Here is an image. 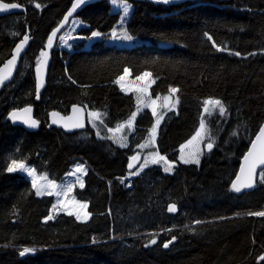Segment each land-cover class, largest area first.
Listing matches in <instances>:
<instances>
[{
    "label": "trees",
    "instance_id": "1",
    "mask_svg": "<svg viewBox=\"0 0 264 264\" xmlns=\"http://www.w3.org/2000/svg\"><path fill=\"white\" fill-rule=\"evenodd\" d=\"M1 1L25 10L0 17V65L24 35L30 43L13 78L0 89V264H264V216L249 215L264 212V169L252 191L231 190L240 160L264 120V10H255L254 0H209L213 5L202 11L203 20L191 24L148 15L151 6L163 11L168 6L125 0L131 11L124 30L133 39L112 44L106 39L120 13L108 0L90 4L71 19L88 25L78 29L81 39L73 49L60 50L56 41L50 51L46 83L36 100L40 54L72 0ZM205 20H213L215 39L238 28L235 46L247 49L256 42L259 52L247 66L225 63L199 39ZM94 31L101 37L85 47ZM159 42L171 46L161 48ZM125 68L131 77L150 74L151 97L179 90L175 109L160 113L154 143L150 133L156 116L119 86ZM206 99L220 100L225 114L219 108L206 113ZM75 104L100 114L97 128L89 120L86 130L74 133L47 126L53 113L66 116ZM25 106L40 122L37 131L7 120L11 110ZM130 120L126 145L109 139V129ZM201 120L205 142L213 147H203L199 163H181L179 149ZM148 152L176 162L171 172L157 162L130 175L145 164ZM132 156L139 163L129 170ZM12 160L53 183L83 164V187L74 184L71 193L87 204L89 218L81 221L63 212L46 221L54 197L37 196L25 174L8 172ZM169 204L176 205L175 213L168 212ZM25 247L36 251L21 257Z\"/></svg>",
    "mask_w": 264,
    "mask_h": 264
},
{
    "label": "rangeland",
    "instance_id": "2",
    "mask_svg": "<svg viewBox=\"0 0 264 264\" xmlns=\"http://www.w3.org/2000/svg\"><path fill=\"white\" fill-rule=\"evenodd\" d=\"M108 1L112 7V10L114 12L120 13V20H119L118 24L116 25V27L113 28L109 32V36L106 39V41L109 43H112V44L127 43V41L123 39V34L125 32L124 23H125V19H127V17L129 16V13L131 11V5L129 2H127L125 0H116L115 4L113 3V0H108ZM124 4L130 5L129 12H128V15L126 17L124 16V13H123V5ZM211 5H213L212 2H209L208 0H200V1H196V2H189V3H183V4L171 6L168 8V10H164V11L151 6L148 9V15H151L158 20L179 18V19H183L184 21H186L188 23L193 24L195 22H199V21L203 20L201 18L200 14L202 13V11L205 10V8L207 6H211ZM254 9L255 10H264V0H254ZM205 21H206V24L202 28L201 32L199 33V39L202 41V43L204 45H206L208 48L212 49L213 51H217V48L213 47V41L215 42V44L218 47L225 49L224 51H218L219 53H221L220 54L221 59L225 63L230 64V65L240 64L242 66H247L248 60L251 58V56L254 54H257L259 52L256 42L252 43L250 45V47H248L247 49H239L235 46V40H236L237 34L239 32V30H237L238 28H235V30L228 37H226L224 39H221V40L215 39V36H214L215 26L213 24V20H205ZM87 26L88 25L86 23L81 22L77 18L71 20L67 29L61 35H59V37L57 39L56 46L60 50H72L75 43L81 39V37L78 36V34H77L78 29L81 27H87ZM113 31H115V33H116V38H113V35H112ZM205 33H207L209 36H211L212 40H209L207 38V36L205 35ZM243 36L247 37L248 34L245 33ZM100 37H101V35L97 38L87 39L85 47H88L89 44L93 40L98 39ZM236 52H239L240 55L239 56L235 55L234 53H236ZM142 76H143V74H141L137 77H142ZM121 77H123V79L119 78V80H118V83H119L121 89L124 92H133L136 95V99H137V103H138L139 107H141V108L142 107H148L151 109L152 113H153V109L155 108V112H156V114H155V116H156L155 117V125H156V127H155L154 132L152 130L150 133V141L154 143L155 142L156 128L158 126L157 120L159 119V123L161 121L160 113L163 110L170 111V110L175 109V107H171L172 104L176 103L175 95L173 96L171 93H168L167 95L162 96V97H151L150 92H149V88L152 84V79L150 76L143 77L142 79H137V77H131L129 72L125 73V71H124V74ZM165 97H169V99L165 100ZM152 101H156V103L153 104ZM209 107L211 108L210 105H209ZM218 108L219 107H217V109ZM89 113L90 112L87 113V119L90 121V124L93 128H97V123H96L97 119H94V120L91 119L89 117ZM132 126H133V123L131 121V127H128V124H126V125H124L122 130H120L119 128L113 129V131L109 132L108 136L112 137V140L115 143H117L121 146L124 144L126 145L127 139H126V134H125V127L129 130V128H132ZM197 131H196V133H197ZM196 133L185 144H183L180 147L179 155H178V161L179 162L185 163L184 160L181 159V157H183L184 159H189V160L192 158H198V160L200 159V156L202 155V149L208 143L205 142L206 134L202 135L201 137H197L195 140H193V137L196 136ZM189 141H191V143H189ZM151 142H149V143H151ZM142 147H144V146L142 145ZM159 156H163V155H160L157 152H148L145 154V156L143 158V163H146V160L150 161L151 159H157L158 162L162 163L163 169H165L166 167L171 165V170H172V168L176 164V162L170 161L165 156H163L164 160H159L158 159ZM136 159L138 160V163H139V157L138 156H136ZM165 161L167 163H165ZM189 163H191V162H189ZM140 165H142V164L137 165L138 168L134 172L139 173L140 171H142L145 168L144 167L143 169H141ZM77 166H82L83 171L77 172L76 171ZM171 170L168 172H171ZM16 171L25 174L31 181H33V179H35L37 182V186L41 188L42 195L43 194L52 195L54 197V203H53L52 208H51V215L53 217L55 215H57L59 213H63V212L68 214L69 211H72L74 213L73 215L75 217H76V215H75L76 212H79L81 214V216L83 215L84 212H87V208L80 209L78 207V204H86V203L83 201L77 200L73 196V194L71 193V190H69V188L72 189L74 184H78V185L82 184V180H83L84 174L86 172V168L83 164L77 163V164L73 165L63 180H61L60 182L54 183L55 185H57L56 188H51L49 186L50 181L44 180L41 176H39L35 172L32 176H30V175H28L27 172H24L22 170L17 169ZM51 183H53V182H51ZM49 193H51V194H49ZM89 216H90V214H89ZM89 216H88V218H89ZM80 220L86 221L85 219H80Z\"/></svg>",
    "mask_w": 264,
    "mask_h": 264
},
{
    "label": "snow or ice",
    "instance_id": "3",
    "mask_svg": "<svg viewBox=\"0 0 264 264\" xmlns=\"http://www.w3.org/2000/svg\"><path fill=\"white\" fill-rule=\"evenodd\" d=\"M86 0H75V2L73 3V6H72V9L69 11L68 15H71V12L74 11L77 7H79L80 5L82 4H85ZM164 3H169L170 0H163ZM113 3L115 4L116 3V0H113ZM20 7L19 4L17 3H4V2H0V11L2 10H7V9H15V8H18ZM36 7L39 8L40 5L39 4H36ZM129 7L130 5H127V4H124L123 5V13H124V16L126 17L128 15V12H129ZM68 19V16H65V21ZM56 35V30L53 31V33L49 36L48 38V47H51V43H52V39L53 37ZM101 35V33L99 32H92L91 33V37H88L89 39L91 38H97ZM113 38H116V33L115 31H113ZM205 35L207 36V38L209 40H212V37L209 36L207 33H205ZM63 39V38H62ZM123 39L126 40V41H131L133 39V37L129 34H127V32H124L123 34ZM28 40V36L25 35L24 36V39L16 45V48L14 50V54L12 55V58L10 60L7 61V65L6 67L8 66H12L15 64V61L17 59V57L20 55V52H21V49L23 48L24 44L27 42ZM213 47H216L217 48V51H224L225 49L223 48H220L218 47L215 42L213 41ZM235 55L239 56L240 53L239 52H236L234 53ZM42 57L44 56H47V53L42 51L41 54H40ZM37 85H36V91H37V94L39 93V90L42 86V81L39 77V73H40V66H39V63H38V66H37ZM125 73L128 72V69L125 68L124 69ZM150 74L149 73H144L142 77H137V79H142L143 77H146V76H149ZM11 76V71H8L6 74H0V85H2L3 81L4 80H7L9 77ZM69 79H71V77H69ZM120 79H123V77H120ZM73 83H75V81H73ZM170 93L174 96L179 90L177 88H170L169 89ZM39 98V97H37ZM169 97H165V100H168ZM178 102V101H177ZM153 104L156 103V101H152ZM209 105L211 106V108L209 107ZM204 111L206 113H210L212 109H215L217 107H219V113L221 116H223L226 112V109L224 107V105L222 104V102L220 100H209V99H206L204 101ZM171 107H175V104H172ZM23 112L25 113H28L31 111L30 108H25L22 110ZM73 111L74 112H79L80 109L77 108L76 106H73ZM153 114L155 115L156 112H155V108L153 109ZM53 116H56L58 115L57 113H53L52 114ZM136 114L133 113V117L135 116ZM10 118L13 119L14 121L18 118V114L16 111H13L12 113L9 114ZM89 117L91 119H100V114L99 113H96V112H90L89 113ZM26 124L29 125V127H32V128H35L37 126V121L35 120H25L24 121ZM54 123L56 121H53ZM128 123V127H131V120ZM159 124V119L157 120V125ZM76 127H82L83 125L81 124H76L74 125ZM124 127V125H119L118 128L120 130H122ZM155 127L156 125L153 126V132L155 130ZM109 131H113L112 129H109ZM206 134V126H205V123L203 120H201V124H200V128L198 129L197 133H196V136L193 137V140H195L197 137H201L202 135ZM235 134V133H233ZM109 139H112V137H109ZM257 141L260 142V149L258 152H256L255 150L257 149ZM189 143H191V141H189ZM123 146V145H122ZM207 147L209 149H211L213 147V143L212 142H209L207 144ZM249 158H252V162L249 166V169H248V175L246 177V179L244 181H241V176L240 175H237L236 179L232 182L231 184V190L234 191V192H241V190L243 188H251L253 187V179H252V174L253 172L255 171V168L257 166V164H264V126H262L260 128V131H259V134L257 135L256 137V140L253 141L252 143V148L249 150V153L245 156V160H249ZM132 159H136V157H133ZM159 160H164V157L163 156H159L158 157ZM181 159L184 160L185 163H199V160L198 158H192V159H184L183 157H181ZM152 163V164H155L158 162L157 159H151L150 161H147L146 160V163L145 164H142L140 165V168L143 169L144 167L147 166V163ZM165 163H167L165 161ZM132 165L129 164V168H131ZM17 169L19 170H22L24 172H27L28 175L32 176L35 172V170L33 168H30V167H27L23 162H17L16 160H12V163L11 165L8 167V172H14L16 171ZM166 172L170 171L171 170V165H169L168 167H166L164 169ZM76 171L77 172H81L83 171V167L82 166H77L76 168ZM241 172L243 173L244 172V169L242 167L241 169ZM138 173L137 172H131L130 175H137ZM124 181L122 180L121 183H123ZM261 182H264V174L261 175ZM32 184H33V187L36 188V195L37 196H40L42 194V191H41V188L37 186V182L35 179H33L32 181ZM49 186L51 188H56L57 185H55L54 183H51L49 182ZM81 187H83V184H81ZM69 190H71V188H69ZM51 194V193H49ZM55 207V206H54ZM78 207L80 209H85L87 208V204H78ZM168 211L170 213H175L177 211V207L175 204H169L168 206ZM69 215H73L74 213L72 211H69L68 212ZM76 215V219L77 220H80V219H87L88 216H89V213L87 212H84L83 215L81 216V214L79 212H76L75 213ZM249 215H256V216H264V212H256V213H249ZM53 219V216L50 214L49 216H47L45 218V220H51ZM199 223V222H197ZM172 240H175V237L172 238ZM95 243V241H93ZM172 241H168L167 243L164 244V247L167 248L169 246V244L171 243ZM151 244H155L156 243V240L155 239H152L150 241ZM35 249H32V248H23L22 251L19 252V255L21 257H24L26 254H29V253H32L34 254L35 253ZM260 259H264V256L260 257Z\"/></svg>",
    "mask_w": 264,
    "mask_h": 264
},
{
    "label": "water",
    "instance_id": "4",
    "mask_svg": "<svg viewBox=\"0 0 264 264\" xmlns=\"http://www.w3.org/2000/svg\"><path fill=\"white\" fill-rule=\"evenodd\" d=\"M99 1H102V0H86L85 4L80 5L74 11L71 12V15H68L69 11L72 9L73 3L75 2V0H72L70 6L68 7L66 12L64 13V15L61 18V20L59 21V23L56 25V27L48 35V38H49V36L53 33V31L56 30V35L52 39L51 47H48V38H47L45 49H44V52L47 53V56H44V57L41 56V58H40V62H39V66H40L39 77H40V79L42 81V86H41L38 94H37V91H36V95H35V99L36 100H39V98H37V97L40 96V94H41V92H42V90H43V88L45 86L47 73H48V70H49V67H50V63H51L50 51L55 46V43H56L58 35H60L68 27L71 18H73L78 12H80L81 10L86 8L88 5L96 3V2H99ZM148 1H150L154 5H163V6L171 7V6H175V5H178V4H183V3L187 2V1H191V0H170L169 3H164L163 0H148ZM0 2H4V1L0 0ZM4 3H11V2H4ZM24 10H25L24 7L21 6V5H20V7L15 8V9L2 10V11H0V17L5 16V15L14 14V13H22V12H24ZM65 16H68V19L66 21H65ZM24 36L22 37L21 40H19L13 46V48L11 50V53H10V56L4 61V63L2 65H0V74H6L8 71H11V76L7 80H4L2 85L4 83H7L8 81H10L13 78V76L15 74V71H16V69L18 67V64H19L23 54L26 52V50L29 47L30 37H29V35H27L28 36V40L24 44L23 48L21 49L20 55L17 57V59L15 61V64L12 65V66L6 67L7 61L10 60L12 58V55L14 54V50L16 48V45L19 44L24 39ZM158 45L161 48H166V47H170L171 46L170 43H165V42H159ZM37 76H38V74L36 73L35 88H36V85H37ZM2 85H0V89H1ZM73 106H76L77 108H79L80 111L79 112H74L73 111ZM25 108H30L31 111L28 112V113H25V112L22 111ZM13 111H16L17 114H18V118L15 121L13 119H11L10 116H9V114L12 113ZM28 119L37 121L38 122L37 126L35 128L29 127V125L24 122L25 120H28ZM7 120L12 125L20 126V127L24 128L25 130H27L29 132L37 131L39 129V126H40V122L33 116V108L31 106H25V107H22V108L11 110L7 114ZM53 121H56V122L54 123ZM76 124H81L83 126L82 127H76V126H74ZM47 126L48 127L53 126L54 128L61 129L65 133H74V132H77V131H84V130L87 129V112H86L85 108L83 106H81V105H78V104L72 105L70 107L69 112H68V114L66 116H59V115L53 116V115H51L50 121H49ZM262 126H264V120L261 123V125L259 126V128H258L255 136L253 137L248 149L243 154V156H242V158L240 160V164H239L238 170H237L236 175L234 177V180L236 179L237 175L241 176V181H244L246 179V177L248 175L249 166H250V164L252 162V158H249V160H245V156L249 153V150L252 148V143H253V141L256 140V137L259 134L260 128ZM260 147H261L260 142L257 141V149L255 151L258 152ZM205 150L206 151L209 150L207 145L205 146ZM133 157H135V156L130 157L128 165H127L129 170L134 169L136 167L137 163H138L137 159H132ZM129 164L132 165L131 168H129ZM242 167L244 169L243 173L241 172ZM263 169H264V164H257V166L255 168V171L252 174L253 187H251V188H243L241 191H252L255 188L257 175Z\"/></svg>",
    "mask_w": 264,
    "mask_h": 264
},
{
    "label": "bare ground",
    "instance_id": "5",
    "mask_svg": "<svg viewBox=\"0 0 264 264\" xmlns=\"http://www.w3.org/2000/svg\"><path fill=\"white\" fill-rule=\"evenodd\" d=\"M187 2H190V1H187ZM187 2H185V3H187Z\"/></svg>",
    "mask_w": 264,
    "mask_h": 264
},
{
    "label": "crops",
    "instance_id": "6",
    "mask_svg": "<svg viewBox=\"0 0 264 264\" xmlns=\"http://www.w3.org/2000/svg\"><path fill=\"white\" fill-rule=\"evenodd\" d=\"M121 76H122V75H121ZM121 76H120V77H121Z\"/></svg>",
    "mask_w": 264,
    "mask_h": 264
}]
</instances>
